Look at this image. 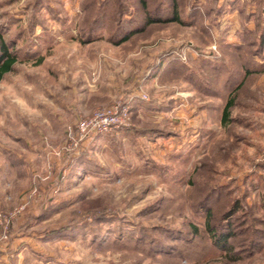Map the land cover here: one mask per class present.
Here are the masks:
<instances>
[{
  "label": "rangeland",
  "instance_id": "rangeland-1",
  "mask_svg": "<svg viewBox=\"0 0 264 264\" xmlns=\"http://www.w3.org/2000/svg\"><path fill=\"white\" fill-rule=\"evenodd\" d=\"M144 2L0 0V264H264V0Z\"/></svg>",
  "mask_w": 264,
  "mask_h": 264
},
{
  "label": "trees",
  "instance_id": "trees-1",
  "mask_svg": "<svg viewBox=\"0 0 264 264\" xmlns=\"http://www.w3.org/2000/svg\"><path fill=\"white\" fill-rule=\"evenodd\" d=\"M141 3L143 5L144 8V14H145V25L151 24L153 22H157L160 21L159 19H152L150 17V13L146 10V3L144 2V0H141ZM177 11V3L176 0H173V15L170 19H166L167 21H175V22H180V17L178 16V14L176 13ZM144 25V26H145ZM144 26L136 28L134 30H130L128 31L120 40L119 42H124L126 40H128L133 34H135L136 32H140L143 30ZM261 40L264 41V27L263 30H261ZM18 60V55L15 53V51H11L10 46L8 44V42L5 40V38L3 37L2 33L0 32V81L4 78L5 74L11 72L13 70L14 64L17 62ZM247 72V71H246ZM241 83H239V85H237L236 89L240 86ZM230 92V94L228 95L223 110H222V115H221V122L224 124L227 119L229 118L230 115V108L232 107L233 103H234V92L235 90ZM207 228L208 230H212L211 226L209 224H207ZM214 235V234H213ZM221 238H219L218 240H216L217 244L218 242L221 244L220 248H225V246H227V248L231 247L230 245H228L227 241L228 239L231 237L230 234H223L220 236ZM232 260H236L235 257H232Z\"/></svg>",
  "mask_w": 264,
  "mask_h": 264
},
{
  "label": "built area",
  "instance_id": "built-area-1",
  "mask_svg": "<svg viewBox=\"0 0 264 264\" xmlns=\"http://www.w3.org/2000/svg\"><path fill=\"white\" fill-rule=\"evenodd\" d=\"M125 113L126 110H123L121 114H117L116 110H106L99 111L93 116H86L78 123L79 133L82 136H86L91 132L101 133L109 131L113 127H118L123 121L122 115ZM56 153L60 154L58 151Z\"/></svg>",
  "mask_w": 264,
  "mask_h": 264
}]
</instances>
